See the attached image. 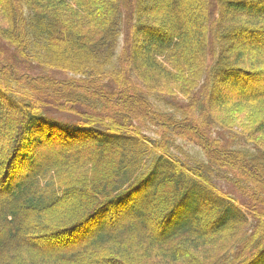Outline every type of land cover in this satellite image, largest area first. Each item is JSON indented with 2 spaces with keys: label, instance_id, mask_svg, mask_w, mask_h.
<instances>
[{
  "label": "trees",
  "instance_id": "trees-1",
  "mask_svg": "<svg viewBox=\"0 0 264 264\" xmlns=\"http://www.w3.org/2000/svg\"><path fill=\"white\" fill-rule=\"evenodd\" d=\"M0 41V264H264V109L211 108L264 103V0H0Z\"/></svg>",
  "mask_w": 264,
  "mask_h": 264
},
{
  "label": "rangeland",
  "instance_id": "rangeland-1",
  "mask_svg": "<svg viewBox=\"0 0 264 264\" xmlns=\"http://www.w3.org/2000/svg\"><path fill=\"white\" fill-rule=\"evenodd\" d=\"M242 41V43H246L244 40H241ZM0 46L4 49V51H5V53L7 52L6 50H8V51H10L11 50V47H9V46H7L4 42L2 43L1 41H0ZM5 53L4 52H2V51H0V56L2 57V58H6V55H5ZM12 53V52H11ZM15 53V52H14ZM11 59H12V61L13 62H15L16 64H21L20 62H19V59L16 57V55H13V56H11ZM29 64H31L32 66H33V70L32 71H28L29 73H34V74H38V73H41V70L40 69H42V66L41 67H39L38 66V64L36 63V62H31V63H29ZM43 71H45V70H43ZM49 71V70H48ZM48 71H45V72H47L48 73ZM56 77H59V78H61L62 79V77H63V75H59V76H56ZM247 82H248V84H252L253 83V85L255 84V86H253L254 88L256 87V89H258V87H260V85H261V87H262V84H263V82H261V80L260 79H258V78H249L248 80H247ZM258 83V84H257ZM221 84L222 83H220V88H221V90H224L225 91V89L221 86ZM259 85V86H258ZM264 88V87H263ZM235 94V93H234ZM258 104H256V105H243V104H245V103H242V104H238V105H236V104H232V103H228V105H226L225 107L226 108H224V107H211V108H213V110H212V112H214V114L217 116V117H220L221 119H222V117H224L225 118V114H227L229 117H230V122L232 123H229L228 125H230V126H239V125H242V124H245V125H248L250 128H252V130H253V128H255V130L256 131H258L259 130V127H257L258 125H257V123L255 122V121H252L251 119H253V116H254V113H253V111H252V108H254V107H263V109H264V103H261V102H257ZM233 105H235V106H233ZM56 113H60V112H58L57 110H52L51 109V112H50V116L51 117H56V118H58L59 116L58 115H56ZM262 113H264V111L262 112ZM64 115H66V114H64L63 113V116ZM216 116H213V117H216ZM263 117V115L261 114V118ZM263 120H264V118H263ZM259 132V131H258ZM258 132H256V133H254V137L257 139V140H259V139H263L264 140V132H260V133H258ZM260 141V140H259ZM41 145H42V147L44 146V149H45V147H47V146H49L50 145V143L42 136V140H41ZM185 146L187 147V148H191L190 146H188L187 144H185ZM62 149V148H61ZM61 149L60 150H57L56 151V153L57 154H62L63 152L61 151ZM55 152V151H54ZM46 153H48V152H46ZM51 154L53 153V152H50ZM224 189H226V190H228L229 189V186L228 185H224ZM233 191V190H232ZM234 192V191H233ZM235 193V192H234ZM236 194V193H235ZM237 195V194H236ZM238 196V195H237ZM236 196V197H237ZM238 198H239V196H238ZM91 226H93V224L91 225ZM70 235H66V233H64V234H61L60 236H56V237H53L52 239H50V241L48 242V243H46V244H44V243H40V246H42V247H49V245L51 246V248H54V249H56V250H58V251H60V250H62L61 249V247L62 246H60L61 245V241L62 240H66V238L67 237H69ZM58 243V244H57Z\"/></svg>",
  "mask_w": 264,
  "mask_h": 264
}]
</instances>
